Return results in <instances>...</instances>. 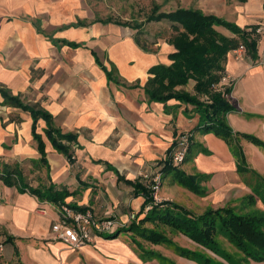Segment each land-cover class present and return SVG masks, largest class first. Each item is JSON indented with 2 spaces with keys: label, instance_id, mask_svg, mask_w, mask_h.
<instances>
[{
  "label": "crops",
  "instance_id": "0c3cea01",
  "mask_svg": "<svg viewBox=\"0 0 264 264\" xmlns=\"http://www.w3.org/2000/svg\"><path fill=\"white\" fill-rule=\"evenodd\" d=\"M197 10L254 27L258 36L256 57L230 50L224 62L234 80L225 120L234 133L252 134L263 143L237 137L243 171L235 147L212 131L196 129L200 120L194 105L154 101L145 92L152 76L148 69L170 64L173 45L157 41L154 50L144 49L132 32L137 29L97 17L93 0H0V88L48 112L61 132L76 136L68 160L53 148L44 133L46 122L38 118L43 162L31 114L0 92V174L4 165L15 167L25 184L65 193L62 201L52 202L0 178V264H153L150 249L137 243L157 231L160 221L146 217L144 197L127 180L161 167L157 162L185 132H191L189 153L179 169L196 176L202 193L164 170L163 200L192 215L201 214L192 209L198 206L236 207L244 200L264 207V0H206ZM194 84L190 79L176 89L194 93ZM61 202L127 223L113 234L97 235L91 244L70 248L50 234L58 218L54 204ZM122 230L126 234L120 238Z\"/></svg>",
  "mask_w": 264,
  "mask_h": 264
},
{
  "label": "trees",
  "instance_id": "16d2710c",
  "mask_svg": "<svg viewBox=\"0 0 264 264\" xmlns=\"http://www.w3.org/2000/svg\"><path fill=\"white\" fill-rule=\"evenodd\" d=\"M104 21L111 22L113 20L108 17ZM146 21H166L169 24L173 34L167 42L173 45L174 51L168 54L171 60L170 64L159 63L148 69V73L152 74V76L144 84L145 92L154 101L165 103L169 99H176L180 102L194 105L199 113L200 120L196 129L212 131L229 145L235 147L238 157V170H245L243 167L245 162L244 154L237 142V137H244L256 144L263 143L253 135L234 133L232 131V128L225 120L226 113L232 109V105L226 98V95L230 92V87L219 88L218 85L222 72L225 71L224 62L226 55L230 50L241 44L249 55L256 57L258 36L254 32L255 28L253 27L249 30L241 28L234 22L215 14H207L189 7H177L170 11H159V7L154 5L151 12L147 15ZM114 22L137 29V31L142 27V24L139 23L131 25L128 22ZM219 27L234 35H226L218 29ZM67 43L72 47L79 45L75 42ZM190 79L195 81L194 93L184 89H176L177 86L187 85ZM0 92L8 103L21 107L31 114L33 118V136L37 140L38 150L43 162H47L44 143L40 135L35 132V124L38 118L45 120L46 128L44 133L53 148L63 153L68 160H71V146H76V136L74 134L61 132L53 124L52 115L48 112L35 106L23 104L16 96L5 89L0 88ZM188 133L190 134L191 132ZM157 163H161L163 172L164 170L173 172L175 179L180 183H183L196 193H202L195 182L196 176L186 175L179 169L180 165L171 164L167 157ZM0 178L9 185L18 182L20 191L28 189L39 198L48 199L52 202L62 201L63 196H65L64 191L54 190L52 186L40 188L25 184L24 176L15 167L10 168L4 165ZM127 182L134 185L136 193L144 197L145 201L142 211L146 213L147 218L154 215L158 221L182 231L200 244L212 245L215 243L214 236L221 231L228 240L245 252L246 255L247 247H249L250 250L254 251L253 257L264 260V231L260 227V224L264 221L262 216L237 213L229 206L209 208L201 214L192 215L187 210L171 204L168 200L153 201L152 190L148 181L136 176L133 181L127 180ZM147 205H152L148 211L145 210ZM145 238L155 244L161 241L164 242L165 239L160 232L154 230L145 234Z\"/></svg>",
  "mask_w": 264,
  "mask_h": 264
},
{
  "label": "rangeland",
  "instance_id": "374dc122",
  "mask_svg": "<svg viewBox=\"0 0 264 264\" xmlns=\"http://www.w3.org/2000/svg\"><path fill=\"white\" fill-rule=\"evenodd\" d=\"M205 2L206 0H93L94 12L97 17H109L113 21L128 22L131 25L142 24L139 31L132 30V32L141 45L148 50H154L153 44L157 41H161L166 47V41L173 34L172 28L166 21H146L152 6H158L159 11H170L177 7L197 9L204 6ZM209 208L211 207L201 208L198 206L192 209L199 211L198 213H203ZM231 208L237 213L262 216L264 220V207L253 205L252 202L244 200L236 207L231 206ZM158 224L157 231L165 237L164 242L155 244L143 237L137 243L145 251L150 249L151 254L149 256L154 260L153 264H264V260L253 257L254 251L250 250L249 247H247L246 255L221 231L214 236L215 243L206 245L195 242L182 231L176 230L164 222ZM260 227L264 231V221ZM125 234L126 232L122 230L118 237L121 238ZM132 241L135 240L132 239Z\"/></svg>",
  "mask_w": 264,
  "mask_h": 264
},
{
  "label": "built area",
  "instance_id": "2783aa9c",
  "mask_svg": "<svg viewBox=\"0 0 264 264\" xmlns=\"http://www.w3.org/2000/svg\"><path fill=\"white\" fill-rule=\"evenodd\" d=\"M259 30V29H258ZM246 49L243 45H238L232 49L234 55L238 56ZM233 78L226 71L222 72L219 88L228 86L233 88ZM230 92L227 95H230ZM190 134L188 132L178 135L176 143L172 146L165 157L169 158L171 164L180 165L184 162L189 146ZM164 157V158H165ZM157 166V164H155ZM162 166L154 169L148 168L145 171H140L137 176L148 181L152 190V198L155 202H160L163 199L160 196L163 171ZM54 208L58 213V218L52 223L50 234L54 240H60L70 248H81L86 244H91L99 234H113L119 227L124 226L126 222H121L115 217L98 218L90 209H81L72 207L66 203L54 204ZM152 205L145 206V210H150ZM42 211V210H41ZM135 214H130V219H134ZM4 250V244L0 240V256Z\"/></svg>",
  "mask_w": 264,
  "mask_h": 264
}]
</instances>
